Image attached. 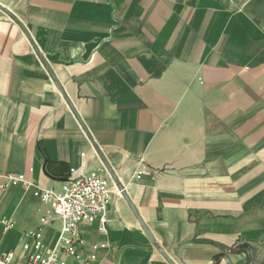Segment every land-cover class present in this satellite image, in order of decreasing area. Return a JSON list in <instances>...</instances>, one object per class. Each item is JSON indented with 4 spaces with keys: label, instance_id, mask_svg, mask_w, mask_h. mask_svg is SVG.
Wrapping results in <instances>:
<instances>
[{
    "label": "crops",
    "instance_id": "obj_1",
    "mask_svg": "<svg viewBox=\"0 0 264 264\" xmlns=\"http://www.w3.org/2000/svg\"><path fill=\"white\" fill-rule=\"evenodd\" d=\"M0 3L42 54L0 9V250L11 262L60 239L34 190L104 166L66 96L176 264H264V0ZM80 231L99 244L94 264H170L123 195L105 233L97 221Z\"/></svg>",
    "mask_w": 264,
    "mask_h": 264
},
{
    "label": "built area",
    "instance_id": "obj_2",
    "mask_svg": "<svg viewBox=\"0 0 264 264\" xmlns=\"http://www.w3.org/2000/svg\"><path fill=\"white\" fill-rule=\"evenodd\" d=\"M140 168L136 177L146 172ZM9 183L17 184L23 179L20 175H6ZM105 165L88 172L71 168L61 181L59 189L52 187L36 188L34 193L52 207L53 213L61 221L60 239L56 247L44 251L36 239V250L20 262H11L14 253L0 250V264H68L67 255L75 256L78 264H94L95 249L98 243L86 244L80 231L83 223L98 222V230L107 231L110 204L114 196H122V190L115 184ZM43 218L42 220H45ZM28 247L27 244L24 245Z\"/></svg>",
    "mask_w": 264,
    "mask_h": 264
},
{
    "label": "water",
    "instance_id": "obj_3",
    "mask_svg": "<svg viewBox=\"0 0 264 264\" xmlns=\"http://www.w3.org/2000/svg\"><path fill=\"white\" fill-rule=\"evenodd\" d=\"M0 9H2V10H3L5 13H7L12 19L14 18L15 21H17L19 24L22 25V27H23V29L25 30V33H26V35H27V38L30 39V41H31V43H32V45H33V47H34V50H35L38 54L42 55V54L40 53L39 49H38V46L36 45L35 40L32 38L31 34L28 32V30L26 29L25 25L22 24V22L19 20V18L17 17V15L14 13V11H12V10L9 9V8H7V7L4 6L2 3H0ZM65 99H67V101H68V103H69L71 109H72V110L74 111V113L79 117L80 122H81L83 128L86 130L88 136L90 137V139H91V141H92V144H94V146H95V148H96V150H97V152H98L100 158L102 159V161H103L105 167L107 168L108 172L112 175L113 180H114L115 184L117 185V187H118L119 189L122 190V194H123L124 198H126L128 204H130V206H131V208L133 209L135 215H136L137 218L140 220V223L142 224V226H143V228H144L146 234H148V236H149V238L151 239V241H152L153 245L155 246V248H156V249H159V250L162 252V254L164 255V257L167 259V261H168L170 264H176V263H175V262H174V261L168 256V254L164 251V249H162V247L159 245V243L156 242L155 237L153 236V234H151V232H150L149 228L147 227V225H146L144 219H142V218L140 217V215H139V213H138V211H137L135 205L132 203V201H131V199H130L128 193H127V190L124 188V186H123V184L121 183V181H120L118 175L114 172V170H113L112 166L110 165V163H108L107 159H105V157L103 156L102 152L100 151V149H99V147H98V144H96L95 141L92 140L91 135H90L88 129H86V127H85L83 121L81 120V117H80L79 114L76 112V110H75V108H74V106H73L72 101H71L70 99H68V97H66V96H65ZM251 254H252V249H251ZM250 264H252L251 261H250Z\"/></svg>",
    "mask_w": 264,
    "mask_h": 264
}]
</instances>
